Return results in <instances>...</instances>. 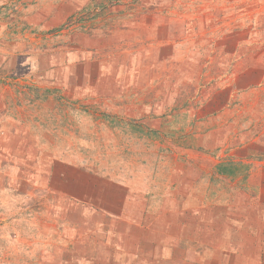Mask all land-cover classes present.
<instances>
[{"label": "rangeland", "instance_id": "rangeland-1", "mask_svg": "<svg viewBox=\"0 0 264 264\" xmlns=\"http://www.w3.org/2000/svg\"><path fill=\"white\" fill-rule=\"evenodd\" d=\"M89 39L146 51V108L168 98L171 110L153 128L116 103L0 71V147L13 148L0 155V264H111L119 248H140L148 264L186 254L185 264H201L208 250L177 227L194 232L195 206L181 222L176 208L189 171L205 170L186 188L205 204L264 199V0H0L8 59ZM22 132L41 148L31 158L17 152ZM147 214L153 232L132 227Z\"/></svg>", "mask_w": 264, "mask_h": 264}, {"label": "crops", "instance_id": "crops-1", "mask_svg": "<svg viewBox=\"0 0 264 264\" xmlns=\"http://www.w3.org/2000/svg\"><path fill=\"white\" fill-rule=\"evenodd\" d=\"M66 16V14H65ZM63 14L51 19L45 24L46 29H53L57 24L63 22L65 18ZM73 39V37H71ZM86 43L79 47L70 48H53L47 52H32L26 54H17L14 58L8 59L5 55L0 54V71L8 70L9 74L19 80L36 79L49 85H57L63 88L67 94L73 98L94 97L101 101H110L116 103L117 111H126L129 117H138L140 119L153 120L156 116L163 117V115L171 110L169 108L168 98L165 100H157L152 107L151 102L147 103L146 97L150 95V86L152 85V77L150 73L147 74L144 60L146 59V51H121L115 53L105 49L106 43L103 41L86 40ZM0 79L4 77L0 76ZM126 104V105H125ZM114 107V106H113ZM7 109V103L4 101V95L0 93V113ZM153 114V116H151ZM155 115V116H154ZM154 119V121L156 120ZM157 124L153 125L160 127L164 124L161 119L156 120ZM167 124L169 123L166 122ZM21 138H17L18 153L21 156L30 155L27 153L32 149L37 152L39 148H35L30 144L34 139H28L27 135L22 132ZM165 137V136H164ZM15 138V137H14ZM9 139L3 142L0 147L1 157L10 155L13 148L9 146ZM21 149V151H20ZM33 156V155H32ZM31 158V156H30ZM35 158H38V153ZM53 170V167L52 169ZM205 170L195 169V173L189 171V179L192 180L190 185L181 188L182 194L179 197L182 204L176 205L180 217L178 221L182 220V213L188 211L185 209L188 206H195V225L193 227V234H183V227L185 223L179 224L180 236L182 240L191 238L196 244L200 246L204 253L208 250L205 257L202 254L201 264H264V199L239 197L240 199L231 201L221 205L214 203L205 204V200L201 196L194 197L186 190L188 187H194L195 181ZM261 171H264L263 168ZM80 175L81 170L79 169ZM3 175L9 177L10 173L1 172ZM48 187L50 188V175L52 171H48ZM219 176H223L218 174ZM40 176L37 172L35 177ZM193 176V177H191ZM257 176L262 181L263 177L260 174L250 173L251 180ZM261 176V178H260ZM256 177V179H257ZM37 184L39 183L38 180ZM46 185V186H47ZM246 188V186L244 187ZM187 191V192H186ZM195 191V187H194ZM243 196V195H242ZM144 200V199H143ZM144 207L147 203H143ZM171 204H167L169 206ZM185 207V208H184ZM193 209V208H192ZM191 212V211H189ZM139 225H134L144 232H153L154 229L149 228V214L143 219ZM200 232L207 233L206 237H202ZM191 235V236H190ZM190 240V239H189ZM176 241V240H175ZM175 246V244H174ZM216 252L217 259H211V253ZM117 257L111 264H148V255L140 248L133 249H117ZM200 255V254H199ZM198 255V258L200 256ZM126 256L124 259H122ZM190 255H181L175 257L174 261L171 258L169 261L174 264H185ZM195 255V259H196ZM125 259L127 261L125 262ZM103 264H109L108 259Z\"/></svg>", "mask_w": 264, "mask_h": 264}, {"label": "trees", "instance_id": "trees-1", "mask_svg": "<svg viewBox=\"0 0 264 264\" xmlns=\"http://www.w3.org/2000/svg\"><path fill=\"white\" fill-rule=\"evenodd\" d=\"M224 167H226V165H218L217 169H219L218 174L223 175L224 174Z\"/></svg>", "mask_w": 264, "mask_h": 264}]
</instances>
